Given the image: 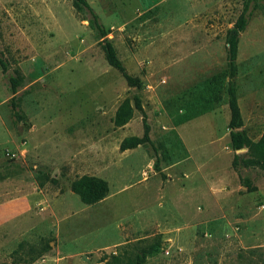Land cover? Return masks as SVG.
I'll use <instances>...</instances> for the list:
<instances>
[{
    "label": "rangeland",
    "instance_id": "obj_1",
    "mask_svg": "<svg viewBox=\"0 0 264 264\" xmlns=\"http://www.w3.org/2000/svg\"><path fill=\"white\" fill-rule=\"evenodd\" d=\"M85 2L139 88L106 63L87 9L0 0V264H136L146 251L141 264H264V170L232 167L245 149L213 155L229 146L224 36L241 0ZM251 6L245 29L264 43ZM254 65L263 75L264 53ZM124 99L141 111L115 127ZM240 99L256 141L264 103ZM143 120L147 142L119 151ZM82 175L106 182L103 200L70 192Z\"/></svg>",
    "mask_w": 264,
    "mask_h": 264
},
{
    "label": "trees",
    "instance_id": "obj_2",
    "mask_svg": "<svg viewBox=\"0 0 264 264\" xmlns=\"http://www.w3.org/2000/svg\"><path fill=\"white\" fill-rule=\"evenodd\" d=\"M242 9L240 14L237 16L232 24V27L225 32V58H226V89L227 95V107L229 111V120L227 128L229 131V147L231 151L236 152L242 149L246 150L245 157L239 154H233L231 165L232 167L240 166L246 168L249 165H257L259 168L264 170V132L256 141H251L244 130L237 131L242 127L238 107L236 104V98L234 95V89L231 79L236 73L235 56L238 36L242 33L247 25L248 19L250 18V12H248L249 5L252 4L251 9H258L260 15L264 21V0H241ZM72 7L75 10H79L81 7L87 9L92 17V24L95 26L98 34L102 39L101 49L103 52L106 63L119 72L127 85L132 88H139L141 85L136 78L130 77L124 70L121 62L116 57L114 48L111 43L105 38V30L97 23L96 16L92 13L85 0H72ZM2 66V63L0 62ZM10 87L15 90L18 85L16 80L9 78ZM133 109L141 111L139 102L134 101L133 106L127 99H124L117 109L115 110L112 123L115 127H121L125 125L131 118ZM144 132L141 138L138 137H125L119 143V151L132 149L147 142V127L143 120ZM247 188L245 185L242 186ZM71 193L76 195L79 201L84 205H93L105 198L108 192V186L106 182L100 178L88 175H82L75 178L69 185ZM148 252H143L139 256H135L134 261L136 264H141ZM115 260V259H114ZM116 261V260H115Z\"/></svg>",
    "mask_w": 264,
    "mask_h": 264
},
{
    "label": "crops",
    "instance_id": "obj_3",
    "mask_svg": "<svg viewBox=\"0 0 264 264\" xmlns=\"http://www.w3.org/2000/svg\"><path fill=\"white\" fill-rule=\"evenodd\" d=\"M244 30L247 31L246 29H244ZM245 31L240 33L238 36V41H237V46H236V56H235V66H236L237 75L235 73L234 77L236 76V78H237L240 76V79L244 83L243 87L238 86V91H237L238 94L242 93V95H238L237 98L235 97L236 98V104H237L238 111H239V115L241 114L240 103H239L241 100L240 99L241 97L246 102L247 105H250L252 110H254V99L255 98L259 102L261 101L262 103H264V74L263 75L259 74L258 71H255V73H254V67H255L254 57L259 56V54H261V53H264V43H263V41L259 40L260 39L259 37H254V32L249 31V33H248V31L247 32H245ZM244 32L246 33L245 36H244ZM242 36L244 38H242ZM224 40H225V36H224ZM261 43H263V44H261ZM224 46H225V42H224ZM241 49L245 53V54H243L244 59L237 66L236 60L239 57ZM254 79L259 80V87H258V89H256V91H254ZM227 109H228V107H227ZM212 114L215 115L214 113H212ZM228 114H229V111H228ZM225 120H226V118L224 115V123L228 124V121L226 122ZM228 120H229V117H228ZM241 122L243 125V120H241ZM242 130H244V127H240V130H237V131H242ZM229 131L230 130L228 129V138H229ZM247 137H248V135H247ZM230 150L231 149L228 146L226 148V150L223 151L224 152L223 155L218 154L219 152L213 153V155H215L216 159H218V158L220 159L222 157L227 159V157L229 156V153L231 152ZM196 151H198V150L192 151V150H189L187 148V152H188L189 156L191 157L190 159L195 161V163L196 162L198 163L197 159L194 158V156H193L194 153H198ZM242 151H243V149L236 151V152L240 153ZM216 164H217V162H216ZM231 191H232V193H234V191H239V188L238 187L237 188L236 187L231 188Z\"/></svg>",
    "mask_w": 264,
    "mask_h": 264
},
{
    "label": "water",
    "instance_id": "obj_4",
    "mask_svg": "<svg viewBox=\"0 0 264 264\" xmlns=\"http://www.w3.org/2000/svg\"><path fill=\"white\" fill-rule=\"evenodd\" d=\"M237 130H240V128H239V129H237Z\"/></svg>",
    "mask_w": 264,
    "mask_h": 264
}]
</instances>
